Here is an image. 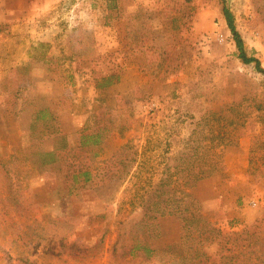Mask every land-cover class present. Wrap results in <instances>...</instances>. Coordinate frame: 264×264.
I'll return each mask as SVG.
<instances>
[{
	"label": "rangeland",
	"instance_id": "rangeland-1",
	"mask_svg": "<svg viewBox=\"0 0 264 264\" xmlns=\"http://www.w3.org/2000/svg\"><path fill=\"white\" fill-rule=\"evenodd\" d=\"M223 8L264 69V0H0V264H264V73ZM167 171L208 173L202 234L126 203Z\"/></svg>",
	"mask_w": 264,
	"mask_h": 264
},
{
	"label": "trees",
	"instance_id": "trees-1",
	"mask_svg": "<svg viewBox=\"0 0 264 264\" xmlns=\"http://www.w3.org/2000/svg\"><path fill=\"white\" fill-rule=\"evenodd\" d=\"M223 15L225 16L227 26L237 47L238 57L244 63L254 62L255 67L264 73V69L260 66L259 60L254 56H248L246 53L241 36L236 30L232 15L227 8H223ZM88 137L92 139L91 143L100 141L98 138L99 134L94 133ZM207 174L208 173L205 172H200L198 174H177L167 171L165 175H161L155 182L145 179L142 187L136 185L134 193L126 203L130 206V210L135 208L143 209V217L139 222H142L145 218L155 219L159 216L174 214L183 221L182 226L185 229V233L186 230L187 233L190 232L188 226L190 223H193L195 231L202 234L207 230L208 223L201 217L202 214L198 211V206L195 207L196 201L190 196L187 189L192 186L196 180L205 177ZM79 176H82L83 180H89L90 171L84 169L79 171L78 174L72 175L74 179ZM200 220H202V223L200 227H197L198 221ZM204 240H208L207 236H204Z\"/></svg>",
	"mask_w": 264,
	"mask_h": 264
}]
</instances>
